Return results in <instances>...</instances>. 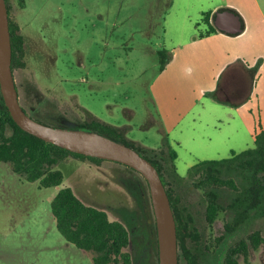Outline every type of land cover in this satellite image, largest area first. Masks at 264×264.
<instances>
[{"label": "rangeland", "instance_id": "374dc122", "mask_svg": "<svg viewBox=\"0 0 264 264\" xmlns=\"http://www.w3.org/2000/svg\"><path fill=\"white\" fill-rule=\"evenodd\" d=\"M228 2L239 10L243 21H252V0H9L10 19L18 23L24 39V67L12 73L20 102L36 110L29 116L45 125L86 131L92 130L88 123L97 120L115 126L135 147L156 152L164 151L161 144L166 133L176 154L173 162L179 185L175 196L187 201L195 229L202 235V202L200 191L190 186V181L197 180L190 166L198 160L227 156L229 146L234 151L250 147L252 139L244 136L242 141H229L230 127L224 124L229 120L227 106L211 95L201 97L197 84L195 91L190 86L173 92L171 75L167 90H161V108H157L151 93L158 84L155 52L164 47L170 55L183 27L192 29L182 11ZM257 3L264 18V0ZM198 19L192 20L197 22L196 30L202 31L205 27ZM29 85L31 98L26 97ZM191 101L195 106L176 125V114ZM157 114L167 122L166 131ZM202 147L209 152L201 153ZM53 168L61 172L62 185L82 203L123 224L128 233L124 250L133 264H145L146 242L138 217L141 198L129 191L141 190L148 216L146 188L139 175L114 161L70 156ZM231 176L233 189L212 188L220 208L211 234L226 236L224 248L255 229L264 237V210L245 208L246 179L241 173ZM55 190L23 180L0 162V264H91L88 255L67 243L53 226L48 202ZM237 218L242 221L236 230L224 234L222 223L231 224ZM216 255L220 257L218 249L213 252ZM248 263L264 264V244L249 249ZM237 264H244L240 257Z\"/></svg>", "mask_w": 264, "mask_h": 264}, {"label": "trees", "instance_id": "16d2710c", "mask_svg": "<svg viewBox=\"0 0 264 264\" xmlns=\"http://www.w3.org/2000/svg\"><path fill=\"white\" fill-rule=\"evenodd\" d=\"M4 2L7 12L10 69L12 71L13 68L24 64L23 42L18 33L17 23L10 19L9 4L7 0ZM209 16L210 11L201 13L200 23L205 25V29L197 32L198 37L216 31L209 23ZM156 57L158 61L156 72L158 73L164 68L169 54L161 48L156 51ZM87 126L100 134L107 133L106 136L134 149L155 168L167 195L174 220L177 264L182 260L186 261L187 249L180 235V224L183 223L181 221L184 220L183 215L186 210L179 209L176 204L175 187L179 185V176L173 162L176 154L170 148L166 133L162 136L161 144L164 151L160 148L156 152L152 148L146 150L135 147L130 141L124 139L113 125L96 120L91 121ZM227 153V156L220 159L198 160L189 169L197 174V180L190 181V184L200 187L205 194L208 224L214 221L220 208L217 203L218 196L210 187L217 189L225 185L233 189L231 175L237 173L243 174L247 183L245 208L260 207V210H264L261 208L264 205V128H260L252 135V146L239 151L229 150ZM67 156L87 158L93 162L102 160L70 152L21 130L11 119L0 96V162L6 163L11 172L23 180L36 181L39 188L54 187L56 189L48 202L53 226L67 243L86 253L91 264H133L129 252L124 250L128 245V233L123 224L110 219L103 210L85 205L69 187L62 185V174L53 166ZM136 173L147 189L143 177L138 172ZM237 199L233 198V200ZM241 221L242 219L237 218L233 223H227V232L235 231ZM260 244H264V237L256 229L250 231L244 238H240L226 248L224 253L226 264H237L238 257L244 264H249V249L256 250Z\"/></svg>", "mask_w": 264, "mask_h": 264}, {"label": "crops", "instance_id": "0c3cea01", "mask_svg": "<svg viewBox=\"0 0 264 264\" xmlns=\"http://www.w3.org/2000/svg\"><path fill=\"white\" fill-rule=\"evenodd\" d=\"M252 2L255 12L250 23L243 21L239 10L231 2L206 10L197 8L193 12L190 9L182 11L185 22H192V29L185 30L186 26L180 24L185 29L177 35L164 68L157 73L158 89L151 88L157 108H161V90H167V79L171 75L173 92L190 86L195 91L193 87L197 84L201 97L211 95L227 106L228 109L224 110L225 113L229 112V120L226 119L224 124L230 127L229 141L239 142L244 136L252 139L254 133L264 128V18L257 0ZM217 10L235 13L241 22L240 31L227 34L216 30L198 37L197 22L192 19L198 16L200 21L201 13L210 11L209 23L212 24L211 15ZM195 104L191 101L182 113L176 114V125ZM160 113L164 115L161 109ZM158 123L165 131L168 129L167 122L160 117ZM202 148L201 153L209 152ZM231 148L228 147L229 150Z\"/></svg>", "mask_w": 264, "mask_h": 264}, {"label": "water", "instance_id": "95a60500", "mask_svg": "<svg viewBox=\"0 0 264 264\" xmlns=\"http://www.w3.org/2000/svg\"><path fill=\"white\" fill-rule=\"evenodd\" d=\"M216 30L227 34L240 31L239 17L228 10L211 15ZM0 96L11 119L23 131L70 152L114 161L138 172L146 182L155 222L157 264H177L175 226L169 201L155 168L134 149L95 131L53 127L28 116L17 100L10 69L7 12L0 0Z\"/></svg>", "mask_w": 264, "mask_h": 264}, {"label": "flooded vegetation", "instance_id": "af4514ba", "mask_svg": "<svg viewBox=\"0 0 264 264\" xmlns=\"http://www.w3.org/2000/svg\"><path fill=\"white\" fill-rule=\"evenodd\" d=\"M7 3L9 4V0H7ZM17 27H18V33L22 37V42H23V57L22 58L24 61V39H23L22 34L20 33V27H19L18 23H17ZM23 67H24V64L22 66H17L15 68L20 69ZM13 70H14V68H13ZM13 70H12V72H13ZM12 77H13V73H12ZM13 81H14V78H13ZM14 85H15V89L17 92V100H18L20 107L23 109V111L28 116L32 112L35 113L36 110L34 108L31 110V106L23 105L20 102L15 81H14ZM26 97L31 98V85H29V88L27 89ZM57 118L64 120L62 117H57ZM131 170H133V169H131ZM133 171L136 173L135 170H133ZM190 186L193 187L194 189L200 191L199 196H200V201L202 202V214H203L204 230L205 231H204V235H202V233L200 231L195 229V221H194V218L191 214L189 204L187 203V201L185 202L184 200H181V198L179 196H176V204H177L178 208L179 209L184 208L186 210V212L183 215L184 220L181 221L183 223H182V225L180 224V235H181V237H183V244L185 245V247L187 249V258H186V261L182 260V261H180L179 264H226V262L224 260V253L226 251V247L224 248V243H226V240H225L226 236H224V237H221V236H214L213 237L212 236L211 230H212L214 221H212L210 224L207 223V221H208V219L206 218L207 200H206L205 194L200 187L194 186L191 184H190ZM210 189H212V188L210 187ZM129 191L133 194L134 197L136 196L138 199L141 198L140 199V206H141L140 211H141V213H140V216H138V217L142 218V226H141L140 231H141V234L144 237L145 242H146L145 246H144L145 252H144L143 262L145 264H157L156 230H155L154 216H153V212H152V207H151L148 191L146 189V200H147V203L149 206V215L148 216L146 214H144V206H143L144 199L142 197L141 190H139V188H138L139 193L134 192L133 190L131 191L130 189H129ZM226 224H227L226 221H224L222 223V228H223L224 234H228ZM217 249L220 252V257L218 255L213 256V252L214 251L216 252ZM248 256H249V254H248Z\"/></svg>", "mask_w": 264, "mask_h": 264}]
</instances>
